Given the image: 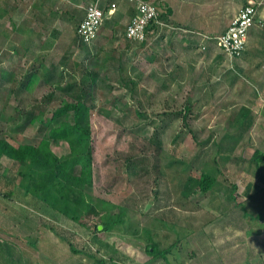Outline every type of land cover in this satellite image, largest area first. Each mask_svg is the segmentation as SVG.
<instances>
[{"label":"rangeland","instance_id":"1","mask_svg":"<svg viewBox=\"0 0 264 264\" xmlns=\"http://www.w3.org/2000/svg\"><path fill=\"white\" fill-rule=\"evenodd\" d=\"M95 1L1 12L0 138L37 145L48 135L37 139L30 114L51 116L82 88L94 107L93 181L78 222L25 192V164L2 157L0 264H264V0H149L167 21L145 44L124 35L139 0H119L113 29L116 0H101L104 24L82 46L76 28ZM249 3L258 16L245 55L203 51L198 33L220 35ZM197 13L203 24L211 14V29L190 28ZM51 147L70 153L63 141ZM202 174L216 180L205 193Z\"/></svg>","mask_w":264,"mask_h":264},{"label":"trees","instance_id":"2","mask_svg":"<svg viewBox=\"0 0 264 264\" xmlns=\"http://www.w3.org/2000/svg\"><path fill=\"white\" fill-rule=\"evenodd\" d=\"M158 6L160 7V4ZM162 12L160 20L167 21L165 11ZM168 13L170 14L171 11L168 10ZM105 25L115 28L117 22L112 18L106 21ZM99 33L90 44L98 38ZM77 39L82 46L90 45L82 42L78 35ZM36 77L35 74H30L26 79V85L29 87L36 82ZM1 80L2 78L0 86H2ZM75 96L77 98L75 102H66L62 106H57L51 116L44 118L42 110L30 114L28 122L32 125L37 123L40 125L37 139L39 134L45 131L48 135L46 139L43 137L38 140L37 145L22 144L15 147L7 140L0 138V162L2 157H6L16 163L25 164V168L20 173V182L25 192L66 218L78 222L82 217L79 210L86 205L83 188L91 186L93 181V148L89 118L94 106L91 88H82L80 94ZM243 118H245L244 115ZM52 141L66 142L70 153L64 157L56 155L51 147ZM215 183L216 180L211 175L202 174L197 186L205 193L211 190ZM245 215L247 216L248 213ZM111 224L103 223V230L108 229ZM95 230L99 232L98 226H95ZM149 253L154 254L151 250Z\"/></svg>","mask_w":264,"mask_h":264},{"label":"built area","instance_id":"3","mask_svg":"<svg viewBox=\"0 0 264 264\" xmlns=\"http://www.w3.org/2000/svg\"><path fill=\"white\" fill-rule=\"evenodd\" d=\"M162 9L155 2L139 0L136 6V14L126 27L127 39L139 44L148 41L149 34L156 29H162L165 24L160 20ZM258 8L249 3L242 7L230 24L228 29L217 36L198 33L202 39L201 49L208 50L206 44L213 43L223 54L231 59L240 58L247 48L248 36L251 28L256 24ZM105 20V11L101 6V0L89 5L85 17L79 25L77 35L79 39L90 44L101 30Z\"/></svg>","mask_w":264,"mask_h":264},{"label":"crops","instance_id":"4","mask_svg":"<svg viewBox=\"0 0 264 264\" xmlns=\"http://www.w3.org/2000/svg\"><path fill=\"white\" fill-rule=\"evenodd\" d=\"M44 1L45 0H43V5L42 6H47L46 4H44ZM97 1V0H96ZM95 1V2H96ZM113 1V0H112ZM115 1V0H114ZM194 2H196V1H194ZM22 4V3H24L25 5H24V8H23V10H22V12H21V10H20V8H19V4ZM29 3H30V7L33 9V7H34V0H0V17L2 16V11L3 10H6L7 8H10V10H11V12L15 9V10H17V12H19V14H21V16L22 15H24V17H26V16H29V15H32L33 16V12H31V11H29L27 8H28V6H29ZM120 2H119V0H116L114 3H113V7H112V9H110V11H109V18H113V17H115V16H113V15H115V12H117L118 11V5L117 4H119ZM187 3L189 4V6H191V1L190 0H187ZM92 4V3H91ZM197 5H199V4H197ZM197 7V6H196ZM47 8H49V7H47ZM205 10V9H204ZM203 10V11H204ZM119 13V12H118ZM135 14H136V9H135V13H134V15L133 16H135ZM85 15V14H84ZM120 15H123V18H124V11L123 12H121V13H119V18H118V21L116 20V22L119 24V22L121 21V16ZM203 15H205L206 16V11L205 12H203ZM197 18L196 19H194V21L192 22V25H194V26H192V27H190V28H193V29H211L210 27H209V24L208 23H210V22H213L214 21V19L212 18V16H211V14H210V16H209V19L208 20H206V23H204L203 24V20H201V16L199 15V13H197ZM122 18V19H123ZM113 19H115V18H113ZM128 19H129V17H128ZM129 21V20H128ZM260 22L261 21H258V23L260 24ZM129 23V22H128ZM206 24H208V26L206 25ZM199 25H201V26H199ZM221 25H222V23H221ZM262 25H263V22H262ZM178 26H180V25H178ZM230 25H227V27L226 28H224L223 29V31L221 30V32L220 33H223L224 31H226L227 29H228V27H229ZM111 26H109V28H110ZM180 27H182V26H180ZM112 29H113V27H111ZM190 28H188L187 27V29H190ZM109 30V29H108ZM14 31V30H13ZM125 31H126V28H125ZM125 31H124V34H125ZM219 33V34H220ZM218 34V33H217ZM260 35V34H259ZM243 55H245V53L243 54Z\"/></svg>","mask_w":264,"mask_h":264},{"label":"water","instance_id":"5","mask_svg":"<svg viewBox=\"0 0 264 264\" xmlns=\"http://www.w3.org/2000/svg\"><path fill=\"white\" fill-rule=\"evenodd\" d=\"M101 229H103V227H102V226H100V227H99V230H101Z\"/></svg>","mask_w":264,"mask_h":264}]
</instances>
